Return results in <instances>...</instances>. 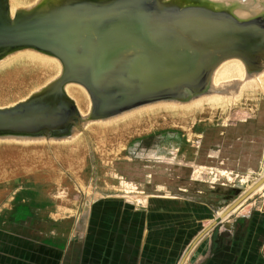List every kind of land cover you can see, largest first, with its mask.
<instances>
[{
	"label": "rangeland",
	"instance_id": "obj_1",
	"mask_svg": "<svg viewBox=\"0 0 264 264\" xmlns=\"http://www.w3.org/2000/svg\"><path fill=\"white\" fill-rule=\"evenodd\" d=\"M35 1L28 0L18 8H31L35 6ZM125 1L114 0L113 11H116L115 8L119 4L117 9H120ZM139 1L146 5L145 16L150 26H159L158 24L162 23H156L161 4L164 5L162 9L170 5L172 8L202 6L214 12L233 11L244 19L254 16L262 19L264 15V0H258L256 3L254 0L237 3L234 0H135V2ZM260 1L263 2L259 4ZM245 8L252 9L248 11L253 14L250 16ZM12 11L11 16H15L16 11ZM258 34L254 35L253 40H258ZM262 40L260 39L261 43L256 42L255 45L258 44L257 47H261L259 50L264 51V37ZM124 56L121 57L123 62H118L120 67H115L113 76L125 68L132 54L129 52ZM232 60L238 59H229L222 63L213 78L214 86L226 92L195 99L192 96L190 100L187 95L186 98H181L175 103L179 108L191 104L194 114L189 120L183 117L172 118L161 113L156 115L151 126L145 122L130 133L116 136L98 131V123H113L120 116L145 109L144 106L116 118L112 117L113 119L100 118L89 122L67 143H56L54 140L49 142L47 139L39 143L28 141L29 143L25 145L17 141H9L8 144L6 141L4 143L1 141L0 205L7 199L6 195L9 191L28 187V184L60 192L65 196V200L68 199L70 202L77 200L83 203L85 199L95 200L113 195L122 196L131 204L140 207L147 204L148 196L185 199L206 209L199 211L203 214L194 212L193 233L178 252V258L174 263L178 264L192 239L208 227L207 225L213 222L218 213L223 214L239 196L245 194L264 176V133L255 134L257 136L250 133L252 125L257 127L255 132L259 129L264 132V86H262L264 69L254 77L246 76L240 80H225L216 84L217 71ZM4 65L7 64L0 63V68ZM58 75L59 72L56 70L46 72L41 68H32L26 74L10 78L0 72V108L27 99L45 84H50ZM252 81H257L258 85H256L260 88L258 94L253 98L241 96V88L245 84H251ZM186 91L188 90L183 89L180 94ZM216 97L228 99L230 102L221 110L205 109L208 107L201 106ZM161 102L174 105L175 101H160L156 104L163 105ZM193 105L196 107L193 108ZM81 114L88 113L82 111ZM93 127H96L97 131ZM253 139L258 140L255 151L251 143ZM258 145H261L259 149ZM223 170L229 173L241 172L246 177L241 180L250 182L240 181L231 184L221 176L218 181L212 179V176L216 178L215 175ZM122 181L133 183L137 187L123 186L120 184ZM217 229L219 246L217 245L215 249L212 230L200 241L185 264H264V186L224 219ZM250 256L253 260H250Z\"/></svg>",
	"mask_w": 264,
	"mask_h": 264
},
{
	"label": "water",
	"instance_id": "obj_2",
	"mask_svg": "<svg viewBox=\"0 0 264 264\" xmlns=\"http://www.w3.org/2000/svg\"><path fill=\"white\" fill-rule=\"evenodd\" d=\"M68 1L74 10L77 8L75 16L86 3L91 6L80 22L77 19L71 30L66 29L67 35L63 37L60 29L67 25L57 22L60 16L54 18L55 23H50L51 26L42 22V13L34 11L31 14L30 9H21L11 18L9 0H0V54L5 49L17 52L35 48L58 58L68 70L47 88L32 93L17 104L0 108L2 139L36 136L63 140L74 137L83 126L100 117H116L160 101L178 102L183 89L193 94L194 99L226 92L214 86L213 78L217 68L229 59L241 60L248 78L264 69V51L257 47L261 43L259 37L261 40L264 37V15L262 19L255 16L244 19L233 11L214 12L202 6H187L171 8L168 19L164 18L159 26H150L140 1L126 0L116 11H113L114 0H104V3L102 0ZM248 10L252 11L248 8L245 11ZM54 26L57 30H52ZM252 30L259 33L258 40L244 39V33ZM78 47L81 49L77 50ZM129 52L132 57L125 65L127 75L123 83L127 93L137 87L136 97L125 103L127 100L119 94L116 97L119 106L103 112L107 101L103 93L107 90L103 91L99 85ZM69 83L83 86L90 94L94 108L87 115L81 114L75 101L66 93L65 87ZM263 184L264 177L239 196L221 219L202 231L192 245L213 230L216 249L220 221ZM182 257L179 264L185 262V256Z\"/></svg>",
	"mask_w": 264,
	"mask_h": 264
},
{
	"label": "crops",
	"instance_id": "obj_3",
	"mask_svg": "<svg viewBox=\"0 0 264 264\" xmlns=\"http://www.w3.org/2000/svg\"><path fill=\"white\" fill-rule=\"evenodd\" d=\"M255 130L250 126L252 135L264 133ZM251 143L255 151L257 141ZM6 196L0 205V264H174L193 233L194 212L206 209L163 196H148L140 207L113 195L70 202L29 184Z\"/></svg>",
	"mask_w": 264,
	"mask_h": 264
},
{
	"label": "bare ground",
	"instance_id": "obj_4",
	"mask_svg": "<svg viewBox=\"0 0 264 264\" xmlns=\"http://www.w3.org/2000/svg\"><path fill=\"white\" fill-rule=\"evenodd\" d=\"M135 1V0H133ZM26 2H28V0H10V5L9 6V11L11 12H17L20 11L21 9H30L32 10L31 11V14H33L34 11H36V13H42L41 15V20L43 23L47 24V25H50V23H55L53 22V20L55 21V17L57 16H60V18L58 19L57 22H66V25H67V28H65L63 26L61 34L62 36L64 35H67V30H71L70 28H73V24L75 22V20L78 19V21L80 22L84 17V15L86 14V11L88 10V4L86 3L83 7L80 8V10H78L77 12H79L77 14V16H75V12H76V9L74 10V6L68 1V0H36L34 3L35 6L31 7V8H18L19 5H23V4H26ZM33 3V4H34ZM124 3V2H123ZM31 4V3H30ZM120 5V4H119ZM118 5V6H119ZM38 6V7H37ZM91 6V5H89ZM117 6V8H119ZM143 6H144V11L146 10V5L144 4L143 2ZM27 7V6H26ZM37 7V8H36ZM164 7V5L161 4L160 8V13H159V17H158V20L156 21V23H160V22H163L164 21V18L165 19H168L170 13H171V8L172 6L170 5H167V7H165L164 9H162ZM117 8H115L116 10H118ZM191 8H194V7H191ZM15 12V13H16ZM44 12V13H43ZM16 15V14H15ZM10 16H11V13H10ZM14 17V16H11V18ZM76 17V18H75ZM57 26H54V28L52 30H57ZM258 33H255L253 30L251 32H245L243 37L244 39H250V38H254V35H256ZM61 36V35H60ZM63 36V37H64ZM62 37V38H63ZM68 36H66V39H67ZM261 39V38H260ZM261 42V41H260ZM81 48H77V50H79ZM19 54V55H18ZM17 55V56H16ZM125 55V54H124ZM123 55V57H125ZM122 59V58H121ZM121 59L119 61H121ZM118 61V62H119ZM116 63L112 69L110 70V72L108 73V76L104 77V80L100 83L99 85V88L102 89L103 91L107 90L109 91L111 94L107 93V91H105L103 93L104 96H106L107 98V101L105 102V107L102 108L103 109V112H107V111H110L111 108H113V106H116L118 105L119 106V102H117V99L116 97L120 96L122 97V99L124 100V98L127 100L125 101V103H129L131 100H133L136 95H135V92H136V88L135 87L133 89V92L132 90L129 91L127 93V91L125 90L126 88V85L123 83V78L125 76V74L127 75V73L124 72L125 69H123L121 72L117 73L115 76H113L114 74V69L116 66H119L120 64L119 63ZM123 62V60L121 61ZM0 63L2 65V63H5L7 65H4L0 68V72L2 73L3 72V75L5 76H8L9 78L10 77H14V76H19V75H23V74H26L27 71L31 70L32 68H36V69H44L46 72L48 71H57L59 72V75L58 76H63L64 72L68 71L62 64V62L54 57V56H50V55H46V54H43L41 53L40 51L36 50L35 48H26V49H23L21 51H14V50H11V49H5L2 54H0ZM128 64V63H127ZM120 67V66H119ZM49 69H53V70H49ZM54 75V74H53ZM43 76V75H42ZM58 76L54 79L56 80L58 78ZM143 76V75H142ZM257 76V75H255ZM134 77V75L132 76ZM146 77V76H145ZM244 77H246V69L244 67V64L242 63V61H239V60H232L231 62H227L226 64H224L216 73V76H215V82L216 84L217 83H220V82H225V80H229V81H232V80H240V79H243ZM263 76H261L262 78ZM47 78V77H46ZM144 78V77H143ZM51 79V77H50ZM259 79V77H258ZM3 80H5L3 78ZM52 80V82L54 81ZM261 80V79H259ZM258 80V81H259ZM45 81V80H44ZM50 82V84L52 83ZM235 82V81H234ZM255 82V84L253 83ZM261 82V81H260ZM259 84H262L260 83ZM263 82V81H262ZM2 83V82H1ZM6 83V82H5ZM4 83V85H5ZM253 83V85H251ZM252 83H248L245 84V86H243V88H241V91H240V95L243 96V97H252L256 94H258V91H259V86H257V81H252ZM3 84V83H2ZM38 84V83H37ZM250 84V85H249ZM257 84V85H256ZM36 85V84H35ZM46 85V84H45ZM44 85V86H45ZM8 86V85H7ZM43 86V87H44ZM49 86L46 85V88ZM264 86V85H262ZM260 86V87H262ZM42 87V88H43ZM25 88V87H24ZM263 88V87H262ZM186 90V89H185ZM65 91L66 93L68 94V96H70L76 103L79 111L82 113V111H86V113H90L92 111V108H94V103L90 97V94L88 93V91L81 85L79 84H75V83H69L66 85L65 87ZM29 93V92H28ZM23 94V93H22ZM135 95V96H134ZM188 95L189 97V100L192 99V96L193 94L189 93V91H186L184 93H181V97L182 98H186ZM20 96V95H19ZM13 98V97H12ZM16 98V97H15ZM214 98V99H211L210 101H205L206 102L205 104H201L202 101L200 102L201 106L204 105V106H207L208 108H205V109H215V110H221V109H224L230 102V100L228 101V99H223V98ZM10 99V98H9ZM18 99V98H17ZM13 100V99H12ZM202 100V98H201ZM249 100V99H248ZM250 101V100H249ZM252 101V99H251ZM198 102V101H197ZM264 102V101H263ZM162 103V102H161ZM168 103V102H167ZM173 104H166V103H162L163 105H160V104H150V105H147L145 106L144 108L145 109H142V110H139V111H136L134 113H130V115H125L123 117H120L116 120L118 121H114V120H111V121H114L113 123L111 122H108V123H98V131L101 132L102 134H114V135H119V134H124V133H130L133 129L137 128V127H141L142 124H150V126L152 125L153 121L156 119V115H159L161 113H165L167 116L169 117H176V118H185V119H190V117L194 114V109L192 110V107H191V104L190 105H187L185 106L184 108L181 107L179 108V105L175 106V103L176 102H173ZM5 104V103H4ZM166 104V105H165ZM188 104V103H186ZM194 104V103H193ZM198 104V106L200 105ZM6 105V104H5ZM196 105V104H195ZM251 105V104H249ZM191 108H190V107ZM194 106V105H193ZM117 107V106H116ZM188 107V108H186ZM196 106H194L193 108H195ZM259 107V106H258ZM4 108V107H3ZM141 108V107H140ZM138 109V108H136ZM203 109V108H202ZM135 110V109H134ZM199 110V109H198ZM133 111V110H132ZM163 115V114H162ZM165 115V116H166ZM85 116V115H84ZM117 117V116H116ZM115 117V118H116ZM160 117V116H158ZM100 118H106V117H100ZM100 118H98L100 120ZM98 119H95L94 121L98 120ZM110 119V118H109ZM113 119V118H112ZM105 120V119H104ZM187 120V121H188ZM182 121V120H181ZM92 122V121H91ZM148 122V123H147ZM155 123V122H154ZM95 131H97L96 127H93ZM193 128V127H192ZM190 135V134H189ZM188 137V136H187ZM30 138V137H28ZM190 139V137H189ZM49 141V139H47ZM72 140V138H67V139H63V140H54L56 141V143L58 142H65L67 143V141H70ZM74 140V139H73ZM1 141H3V143L6 141L7 144L9 141H17L18 143H24L25 144H28L32 141H36V142H45L46 141V138H39V137H34L32 136L29 140L28 139H11V138H7V139H2L0 138V143ZM53 141V142H54ZM16 142V143H17ZM35 142V143H36ZM49 142H52V141H49ZM258 142V140H257ZM264 142V141H263ZM12 143H15V142H12ZM33 143V142H32ZM188 143V142H187ZM10 144V143H9ZM239 145V144H238ZM3 148V147H2ZM1 148V149H2ZM226 148V147H225ZM9 149V148H8ZM214 149V148H213ZM222 149V148H221ZM227 149V148H226ZM220 151V150H219ZM224 155V154H223ZM222 156V155H221ZM240 156V155H239ZM218 157V156H217ZM151 160V159H150ZM231 160V159H230ZM249 160V159H248ZM140 162V161H138ZM148 162V161H147ZM162 162V161H161ZM239 162V161H238ZM135 163V162H133ZM158 163V162H157ZM160 163V162H159ZM239 164V163H238ZM213 165V164H212ZM124 166V165H123ZM178 166V165H177ZM131 167V166H130ZM181 167V166H180ZM205 167V166H204ZM234 167V166H233ZM194 168V167H193ZM209 169V168H208ZM247 169V168H246ZM194 173V172H193ZM146 174V173H145ZM219 174V173H218ZM215 175L216 178H214L212 176V179L215 180V181H218L219 180V177L221 176V178H225L229 183L233 184V183H238V182H243V183H248L250 181L248 180H241L242 178H246L245 176H243L240 173H233L231 171V173L229 172H225L224 170L220 172L219 175ZM152 175V174H151ZM209 175V174H208ZM146 176V175H145ZM168 176V175H166ZM160 177V176H159ZM164 177V176H163ZM264 177V176H263ZM168 178V177H167ZM218 178V179H217ZM179 179V178H178ZM255 180V179H253ZM261 180V178H260ZM161 181V180H160ZM259 181V180H258ZM258 181L255 183L257 184ZM200 182V181H199ZM165 183V182H164ZM120 184H122L123 186H127V187H134L135 185H133V183H127V182H124L122 181ZM208 184V182H207ZM255 184L253 186H251L248 190L252 189ZM153 185V184H152ZM151 185V186H152ZM162 185V184H161ZM222 186V185H221ZM264 186V184L262 185ZM261 186V187H262ZM137 187V186H135ZM186 187V186H185ZM260 187V188H261ZM158 188V187H157ZM161 188V186H160ZM179 188V187H178ZM214 188V187H213ZM224 188V187H223ZM260 188H258L256 191H258ZM134 189V188H133ZM180 189V188H179ZM61 190V189H60ZM182 190V189H180ZM247 190V191H248ZM155 191V190H154ZM153 191V192H154ZM161 191V190H160ZM255 191V192H256ZM164 192V191H163ZM254 192V193H255ZM253 193V194H254ZM252 194V195H253ZM251 195V196H252ZM250 198V197H249ZM248 199V198H247ZM246 199V200H247ZM147 200V199H146ZM245 200V201H246ZM233 204V203H232ZM241 206V205H240ZM240 206H238L236 209H238ZM229 208V207H228ZM227 208V209H228ZM226 209V210H227ZM235 209V210H236ZM226 210L223 212V214L226 212ZM234 210V211H235ZM233 211V212H234ZM232 212V213H233ZM231 213V214H232ZM223 214H219L216 216V218L213 220V222L210 223V225H207L208 227H206L204 230H206L207 228H209L211 225H213L215 223V221L217 219H221L222 215ZM230 216V215H228ZM227 216V217H228ZM226 217V218H227ZM226 218H223L220 223L226 219ZM219 223V224H220ZM203 230V231H204ZM211 232V231H210ZM209 232V233H210ZM200 235V234H199ZM198 235V236H199ZM198 236L196 238H198ZM205 237V236H204ZM203 237V238H204ZM195 238V239H196ZM202 238V239H203ZM194 239V240H195ZM201 239V240H202ZM194 240L192 242H194ZM199 240L198 243L201 241ZM191 242V244L187 247V249L185 250V252L183 253L182 256H185V262L184 264L186 263L187 259H189V256L191 254V252L193 251V249L196 247V245H192L193 243ZM191 246V247H190ZM183 258V257H181ZM181 260V259H180ZM180 262V261H179ZM179 264V263H178Z\"/></svg>",
	"mask_w": 264,
	"mask_h": 264
}]
</instances>
